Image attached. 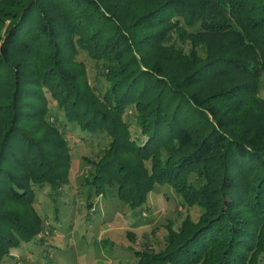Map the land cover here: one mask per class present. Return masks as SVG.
I'll list each match as a JSON object with an SVG mask.
<instances>
[{"label":"trees","instance_id":"16d2710c","mask_svg":"<svg viewBox=\"0 0 264 264\" xmlns=\"http://www.w3.org/2000/svg\"><path fill=\"white\" fill-rule=\"evenodd\" d=\"M261 77L264 0H0V248L41 232L35 191L69 184L70 126L102 144L95 196L137 213L160 185L201 210L136 264H258Z\"/></svg>","mask_w":264,"mask_h":264},{"label":"rangeland","instance_id":"374dc122","mask_svg":"<svg viewBox=\"0 0 264 264\" xmlns=\"http://www.w3.org/2000/svg\"><path fill=\"white\" fill-rule=\"evenodd\" d=\"M76 60L85 66L89 84L97 86L98 65L82 52ZM260 83L264 100V77ZM57 117L61 122L58 112ZM68 130L64 135L71 147L69 184L59 191H51L48 185L35 191L33 206L42 219V230L29 243L5 252L0 248V264H136V252L163 250L167 225L176 229L186 214L193 220L200 214L195 207L182 208L167 186L155 185L147 207L137 213L114 195L95 196L85 181L92 170L87 160H94L102 144L75 127Z\"/></svg>","mask_w":264,"mask_h":264}]
</instances>
